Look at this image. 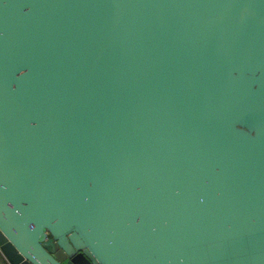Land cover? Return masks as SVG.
Masks as SVG:
<instances>
[{
	"label": "water",
	"instance_id": "water-1",
	"mask_svg": "<svg viewBox=\"0 0 264 264\" xmlns=\"http://www.w3.org/2000/svg\"><path fill=\"white\" fill-rule=\"evenodd\" d=\"M0 256L264 264V0H0Z\"/></svg>",
	"mask_w": 264,
	"mask_h": 264
},
{
	"label": "flooded vegetation",
	"instance_id": "flooded-vegetation-1",
	"mask_svg": "<svg viewBox=\"0 0 264 264\" xmlns=\"http://www.w3.org/2000/svg\"><path fill=\"white\" fill-rule=\"evenodd\" d=\"M68 260V259H67ZM63 264H65L66 263V261H64V262H62ZM86 264H90V263H88V262H86ZM92 264V263H91Z\"/></svg>",
	"mask_w": 264,
	"mask_h": 264
},
{
	"label": "crops",
	"instance_id": "crops-1",
	"mask_svg": "<svg viewBox=\"0 0 264 264\" xmlns=\"http://www.w3.org/2000/svg\"><path fill=\"white\" fill-rule=\"evenodd\" d=\"M1 257V256H0Z\"/></svg>",
	"mask_w": 264,
	"mask_h": 264
}]
</instances>
